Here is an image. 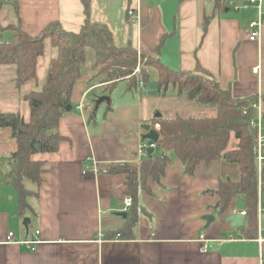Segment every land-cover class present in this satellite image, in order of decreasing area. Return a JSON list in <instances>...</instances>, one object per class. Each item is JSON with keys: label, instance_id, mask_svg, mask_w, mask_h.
<instances>
[{"label": "crops", "instance_id": "crops-1", "mask_svg": "<svg viewBox=\"0 0 264 264\" xmlns=\"http://www.w3.org/2000/svg\"><path fill=\"white\" fill-rule=\"evenodd\" d=\"M0 2L2 25L15 24L20 17L23 30L37 35L52 22L71 32L80 31L88 19L103 23L116 46L131 42L140 54L173 70L200 67L235 97L261 95L264 109V27L256 41L249 39L248 27L258 15L256 6L235 10L228 2L216 8L214 0H90L87 12L82 0ZM137 5L139 25L127 13ZM262 6L264 11V0ZM16 72L15 65H0V87L9 79L8 85L16 91L13 101L22 104L21 113L28 119L29 103L22 95L41 89L43 83H33L21 93ZM91 76L83 75L75 84L73 111H78L82 100L88 106L86 97L105 95V84L88 83ZM120 82L125 87L118 99L102 102L95 121L86 114L63 116L58 128L65 139L58 149L32 156L44 161L45 171L39 186L30 184L37 194L29 200L33 210L26 216L27 228L18 213L16 191L2 181L17 146L11 130L0 128V264H264V211L258 209L257 238H247L241 233L246 215L237 227L225 220L245 210L244 195H238L224 213L215 208L219 196L214 190L221 177L235 172L223 160L202 161L193 175L175 160L166 167L161 185L149 180L152 194L140 191L137 223L126 229L125 237L117 234L127 224L126 175L106 171L112 164L137 163L142 158L139 145L148 132L143 125L155 114L146 107L148 87L141 84L139 90L130 91L125 81ZM169 94L165 97L173 98L175 105L169 113L182 112L179 106L189 101L183 106V99ZM93 161L97 172L84 175V167L92 168ZM208 214L214 216L210 223L204 218ZM9 232L17 241L38 242L31 246L9 242ZM202 234L210 240L207 252L201 250Z\"/></svg>", "mask_w": 264, "mask_h": 264}, {"label": "trees", "instance_id": "trees-1", "mask_svg": "<svg viewBox=\"0 0 264 264\" xmlns=\"http://www.w3.org/2000/svg\"><path fill=\"white\" fill-rule=\"evenodd\" d=\"M82 1L89 12L90 0ZM214 1L219 9L227 2ZM2 4L0 2V7ZM6 31H12L8 39L4 37ZM47 38L57 48L58 54L50 60L41 89L22 95L29 103V118L26 119L19 111L0 112V128L11 130L17 146L10 157V169L2 181L11 184L16 191L20 216L25 218L33 210L29 200L37 191L30 189L28 184L39 186L45 171L44 161L35 160L32 156L56 151L65 139L58 128L59 120L73 111V89L83 76L86 48L90 47L95 51L93 68L97 71L88 83L105 84V95L110 96L120 81H125L130 91L139 90L141 84L147 88L150 74L146 67L152 66L158 70L153 93L165 97L172 91L180 99L216 112L203 116L179 111L159 117L153 115L150 121L160 125L161 133L154 151H147L137 163H116L107 169L110 174L126 175V195L133 199L126 227L117 230V234L125 237L126 229L137 223L142 208L140 191L152 194L149 180L161 185L166 167L175 160H179L185 173L190 175L202 161L223 160L235 173L221 177L219 187L214 190L219 196L215 208L224 213L238 195H244L246 219L241 233L247 238H257L260 192L264 199V168L259 175L255 150L257 132L251 126L254 114L251 103L256 97H235L230 89L223 88L218 80L200 67L194 70L170 69L159 59L140 54L131 42L118 47L105 24L90 22L89 19L78 32L66 31L59 22H52L37 35L23 30L20 17L15 24H0V65L16 66L18 88L37 78L38 61L44 53ZM138 66L140 69L135 72ZM97 98H85L90 109L89 121L96 119ZM70 105L72 109L68 110ZM244 107H249L247 115L242 114ZM111 109L108 107V111Z\"/></svg>", "mask_w": 264, "mask_h": 264}, {"label": "rangeland", "instance_id": "rangeland-1", "mask_svg": "<svg viewBox=\"0 0 264 264\" xmlns=\"http://www.w3.org/2000/svg\"><path fill=\"white\" fill-rule=\"evenodd\" d=\"M9 32L7 31L4 33V37L6 39H8L12 35V31H9ZM86 51H87V58H86V61L82 67L83 75L95 74L97 71L93 68V63L96 59L95 51L93 49H91L90 47H87ZM57 54H58L57 48L51 43L50 38L45 39L44 53L39 58V61H38L37 78L35 80H32V81L25 83L22 86L21 93H22V91L24 92V91H28L29 89H31L32 88L31 84L43 83L45 81L47 73H48V68L50 65V60L53 57H55ZM138 65H140V63ZM150 67H152V66H150ZM150 67L147 66L146 68L148 70H150L151 69ZM149 74H150V81L147 83V87H148L149 92H146V107H147V109L152 110L153 113L161 112L162 114L165 113L164 115H167V114L171 115L172 112L169 113V111L172 110L173 106H175L173 98L163 97V96H159V95L153 93L155 90L156 84H157L155 82V79L158 76V70L156 68H152L150 70ZM9 75H11V74L8 73V78L10 77ZM5 77H6V75H5ZM5 83L8 85L9 79L7 81L5 79ZM5 83H3L4 87H0V112H3V111L4 112L20 111L23 113L22 104L19 103V105H18V104H16V102L13 101V95L16 94V91H14V88H12L9 85L7 88L5 86ZM119 83H121V82H119ZM119 83L112 90V93H111L112 96L110 95L112 97L111 99L114 101L116 99H118L116 96L118 94H120L121 90L125 87V83H121V84H119ZM100 90H98V91H100ZM181 101H182L181 105L184 106L187 104L185 102L186 100H181ZM15 105H16V107H15ZM87 107H89V106H87ZM179 108H180L179 110L182 112L190 113V114L196 115V116L214 115L216 113L214 109L202 107L195 102H189L188 105H186L184 107L179 106ZM89 111H90V109H86V111L83 113L84 115L85 114L87 115L88 120H89ZM72 113H76V114L82 116V114L79 110L78 111L74 110ZM0 178H1V174H0ZM28 186L30 187L31 185L28 184Z\"/></svg>", "mask_w": 264, "mask_h": 264}, {"label": "built area", "instance_id": "built-area-1", "mask_svg": "<svg viewBox=\"0 0 264 264\" xmlns=\"http://www.w3.org/2000/svg\"><path fill=\"white\" fill-rule=\"evenodd\" d=\"M228 5L232 7L235 10H238L240 8H248L250 6H256L258 9V15L255 19H253L249 23V39L252 41H256L260 38L262 29L264 27V11H263V6H262V0H242V2L239 3L238 0H227ZM128 16L130 17V20L135 24L139 25L140 21V16L138 13V5L136 9H128ZM139 66L135 69V72L139 71ZM255 72L258 71V67L254 69ZM85 95L83 96V98ZM251 107L254 111L253 117L251 118V126L256 130L257 132V141L255 145V150H256V161H257V166H258V173L261 175L262 169L264 168V109L262 106V96L258 95L255 101L251 103ZM85 108H88L83 100L79 103L77 106V109L81 112L83 115ZM249 111V107H244L242 109V114L247 115ZM146 124H149L152 129H155L160 133V125L158 123H153L151 121L147 122ZM161 135V133H160ZM155 147L154 144H149L147 139H143L141 144L139 145V158L143 157L146 155V152L148 151L149 147ZM90 172H93L94 174L97 172V164L95 161H93L92 168L89 166L84 167L83 174L88 175ZM261 192L259 193V211H264V199L261 196ZM124 203H125V208L124 210L127 211L132 203L133 199L131 196H126L124 198ZM244 216L246 215V211L240 212ZM37 233H39L37 231ZM200 241L202 242V252H207L210 247V240L206 238L203 234L200 236ZM7 241L11 242H19V243H25L28 245L36 244L38 240L36 239H27L24 241H17L14 239V233L9 232L7 235ZM264 260V255L262 256Z\"/></svg>", "mask_w": 264, "mask_h": 264}, {"label": "water", "instance_id": "water-1", "mask_svg": "<svg viewBox=\"0 0 264 264\" xmlns=\"http://www.w3.org/2000/svg\"><path fill=\"white\" fill-rule=\"evenodd\" d=\"M110 101H111L110 96H107V95L99 96L96 99V107H98L102 102H107L109 104ZM71 109H72V105L68 106V110H71ZM154 115L159 117L162 115V113L156 112ZM143 127L145 128V130L148 131L146 134L143 135V139H148L149 144L156 143L157 140L160 138V133L158 131H156L155 129H152L149 124H144ZM148 151H149V153H152L154 151V147H152V146L149 147ZM121 215L123 217H126L127 213L122 212ZM204 218L207 220L208 223H210L212 220H214V216L211 214L205 215ZM225 220H226V222H230L232 227H237L243 223L244 215L241 213H238V212H234V213L230 214L229 216H227L225 218ZM29 222H30V218L25 217L23 223H24L26 228L28 227Z\"/></svg>", "mask_w": 264, "mask_h": 264}]
</instances>
